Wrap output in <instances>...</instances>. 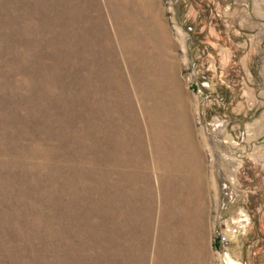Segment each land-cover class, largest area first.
Segmentation results:
<instances>
[{
  "label": "rangeland",
  "instance_id": "374dc122",
  "mask_svg": "<svg viewBox=\"0 0 264 264\" xmlns=\"http://www.w3.org/2000/svg\"><path fill=\"white\" fill-rule=\"evenodd\" d=\"M251 1L0 0V264H264Z\"/></svg>",
  "mask_w": 264,
  "mask_h": 264
},
{
  "label": "crops",
  "instance_id": "0c3cea01",
  "mask_svg": "<svg viewBox=\"0 0 264 264\" xmlns=\"http://www.w3.org/2000/svg\"><path fill=\"white\" fill-rule=\"evenodd\" d=\"M251 5H252L251 9H253V11L255 10L254 13L258 17L259 23L262 24L261 30L264 31V0H262V3L259 0H258V2H257V0H252Z\"/></svg>",
  "mask_w": 264,
  "mask_h": 264
},
{
  "label": "built area",
  "instance_id": "2783aa9c",
  "mask_svg": "<svg viewBox=\"0 0 264 264\" xmlns=\"http://www.w3.org/2000/svg\"><path fill=\"white\" fill-rule=\"evenodd\" d=\"M216 236L219 240H224L225 239V235L222 233V232H217L216 233Z\"/></svg>",
  "mask_w": 264,
  "mask_h": 264
},
{
  "label": "flooded vegetation",
  "instance_id": "af4514ba",
  "mask_svg": "<svg viewBox=\"0 0 264 264\" xmlns=\"http://www.w3.org/2000/svg\"><path fill=\"white\" fill-rule=\"evenodd\" d=\"M242 261H243V262H242L243 264H247V261H246V260L242 259ZM245 261H246V262H245Z\"/></svg>",
  "mask_w": 264,
  "mask_h": 264
},
{
  "label": "bare ground",
  "instance_id": "6f19581e",
  "mask_svg": "<svg viewBox=\"0 0 264 264\" xmlns=\"http://www.w3.org/2000/svg\"><path fill=\"white\" fill-rule=\"evenodd\" d=\"M230 264H235V262H234V261H232V260H230Z\"/></svg>",
  "mask_w": 264,
  "mask_h": 264
}]
</instances>
